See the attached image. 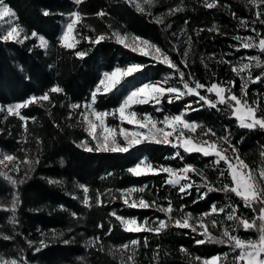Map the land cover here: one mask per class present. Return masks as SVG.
I'll return each mask as SVG.
<instances>
[{
	"label": "trees",
	"instance_id": "obj_1",
	"mask_svg": "<svg viewBox=\"0 0 264 264\" xmlns=\"http://www.w3.org/2000/svg\"><path fill=\"white\" fill-rule=\"evenodd\" d=\"M16 12L15 23L24 27L30 34L31 30L44 34L49 41L47 49H41L35 38L21 42H0V104H9L20 101L30 94L39 95L43 90L50 88L53 84H59L64 92L51 93L53 99L57 101L54 105L41 107L38 104H32L22 109L26 115H35V122H28V129L31 133L27 142L20 141V134L23 129L18 117L7 116L0 113V127L6 129L0 133V152L14 154L19 157L20 172L13 170L12 175H20L25 170L22 163L25 155V149L30 150L29 155H36L35 136H40V161L35 165L34 170L22 185H19L20 207L17 209V219L19 223L15 226L22 231L29 239L51 240L45 247L38 252L33 253L25 245L23 237L17 236L15 241H8L0 238V253L5 255H14L15 248L13 244L25 247L27 258L32 264H120L121 252L115 247L128 240L139 238L141 241L138 248V254L135 257L136 264H150L152 250L157 243L161 245L160 264H195L194 257H210L219 252L228 251V246L215 242H206L202 245H196L192 242L191 235H183L189 229H177L175 226L167 232L166 235L157 237L147 232H130L118 226L115 217H109L111 209L114 207L120 214L136 215L142 218L144 215L149 217L160 215L161 213L154 209H138L131 207H122V201L115 200L110 204L95 205L91 208L83 205L80 201L83 198V189L79 188L80 183L89 186V195L95 198L96 190L101 192L105 188L112 189L115 195V189L131 185L148 184L151 191L146 190L143 195L145 199H153L155 189L162 183L164 173L147 174L142 176H133L126 169L139 159L147 156L153 164L170 163L174 167H180L182 161L170 156L173 151L170 145L157 143H142L130 149L127 153H109V152H91L72 143L74 139H79L87 135L83 132L82 126L73 118L67 116L68 109L66 104L71 101H83L90 98V92L101 78L105 70L112 67L125 65L133 60L146 62L147 57L131 52L124 48L115 40H104L91 44V41L81 40L77 35V49H90L87 56L78 58L73 55L76 49H67L58 43L60 35L61 22L66 15L64 13L78 8L88 15L82 16L78 22L77 30L85 36H94L102 31H111L112 28L118 29L122 33H128V36H141L153 43L167 49L169 42L176 40L183 51L185 46L183 39H186L181 29H184L193 37L189 60L190 70L196 74L203 82L209 79V73L205 71L200 61V54L204 53L207 57L208 52H217V57L209 63L216 69L218 77L224 79H235L239 85V77L232 73L227 64H219L217 60L221 51L230 53L228 58L235 60L236 50L229 48L230 43H236L232 37L239 32L242 36L250 34L248 29L237 28L238 21L230 15L227 7L207 9L203 7V0H183L182 10L172 16H168L166 9L178 4L181 0H133V4L128 0H81V4L74 5L73 0H6ZM139 2L144 8L143 12L137 11L134 3ZM231 5V11L240 16H250L247 0H226ZM48 14H44V10ZM105 9L107 14L101 18L94 15L95 12ZM164 12V23H171V27L165 29L162 24L157 23L159 14ZM189 19L188 24L184 23ZM215 22L222 32L228 35L222 36L218 33H209L208 28ZM91 25V27H88ZM203 28L199 37L196 36L195 29ZM95 29V32H93ZM172 33H176L174 37ZM23 35V33H22ZM31 49V51H29ZM258 54L256 49H240L239 55L244 56ZM175 58V54H172ZM169 70L166 65H149L147 70H141L139 74L149 75L151 79H159L164 71ZM258 71V70H256ZM138 74L126 77L111 93L100 96L97 101L99 108H112L117 105L126 92L127 83ZM249 89H260L264 91V86L259 82L249 85ZM252 96V92H249ZM188 99V98H185ZM65 101L61 105L59 101ZM164 110L168 112H177L182 106L177 101L174 104L164 102ZM137 111L153 112L156 116H162L161 112H156L153 106L137 105L134 106ZM78 114V112L76 113ZM192 119L203 122L206 126L214 127L218 133L222 125L229 124L234 135L233 140L240 146V158L248 164L259 170L264 167V157H261L262 151L260 145L264 144V130L240 128L234 118L229 117L216 109L204 108L188 114ZM53 120L60 123L63 131L56 128ZM106 122L119 124L118 120L107 117ZM70 125H75L70 126ZM124 126L128 124L124 123ZM200 129L194 136L199 135ZM186 133V132H185ZM244 136L243 143L239 137ZM206 139V137H201ZM181 151H183L181 149ZM165 157H168L166 160ZM207 157L201 154H186L188 162L196 163L203 167L208 162ZM223 166V162H221ZM210 180L216 181L217 169H206ZM112 172V176H106L105 173ZM194 179L198 177L194 176ZM230 175L227 181H230ZM219 186V184H217ZM173 195L174 204L178 207L179 203H186L187 210L194 213L207 210L211 201L218 204L226 203L225 194L222 192H212L205 201H199L195 205L188 203V197L182 201L175 195V191L170 186L165 185L161 188L160 195ZM11 185L0 177V201L11 200ZM194 194V190H193ZM134 195L139 196L140 193ZM108 198L107 194L102 199ZM229 199L239 202L240 211L251 216V209L244 207L242 200L236 197L234 193H229ZM166 203V202H165ZM63 205V208L60 207ZM75 211L78 217H72L71 212ZM11 213L7 210H0V230L12 235L13 225L8 221L7 216ZM112 219L116 226L108 237H103L102 232L107 230L97 229L96 225L103 222L105 225L108 219ZM216 219H222V214H217ZM227 223H231L228 221ZM209 227L211 225L209 223ZM63 231L64 234L59 238H52L51 229ZM71 228L68 232L66 229ZM39 229V231H38ZM214 235H221L219 229H212ZM40 232H46V237H41ZM102 236L103 251L95 246L86 245L85 241L89 236ZM238 234L243 237L255 238V231H245L240 229ZM147 236L149 243L147 247L143 246V239ZM68 239L69 243L64 244L61 241ZM183 244L192 253L191 256L179 251V246ZM82 258V259H81ZM231 254L229 255V261ZM155 264V262H152ZM227 264V262H226Z\"/></svg>",
	"mask_w": 264,
	"mask_h": 264
},
{
	"label": "snow or ice",
	"instance_id": "obj_2",
	"mask_svg": "<svg viewBox=\"0 0 264 264\" xmlns=\"http://www.w3.org/2000/svg\"><path fill=\"white\" fill-rule=\"evenodd\" d=\"M133 4V0H128ZM81 4V0H74V5ZM183 0L178 4H173L166 9L167 15L170 17L182 10ZM250 16H240L236 12L231 11V5L226 0H203V7L207 9H215L227 7L230 15L238 21L237 28L248 29L250 34L241 35L239 32L232 37L236 43H230L229 48L236 50L235 60L228 58L231 54L221 51L217 60L219 64H227L232 73L239 77V85L237 94V86L235 79H224L218 77L215 68L209 63L217 57V52H208L207 57L204 53L200 54V61L209 79L203 82L190 70V64L194 63L189 60V52L192 48L193 37L184 29L186 39L184 48L181 51L180 45L176 40L169 42V47L165 49L148 39L137 35L134 36V43L126 42L128 33H122L118 29L112 28L111 31H102L94 36H85L78 32L77 25L81 21L82 16L88 15L78 8L74 7L64 15L67 21L62 34L58 39V43L67 49H76L73 55L83 58L88 55L90 49H77V35L81 40L91 41L92 45L104 40H115L124 48L130 49L131 52L137 53L143 57H147L146 62H138L133 60L125 65L112 67L105 70L95 87L90 92V98L83 101H69L65 106L68 109L67 116L75 117L83 128L86 136L74 139L72 141L77 147L91 152H109V153H127L137 145L142 143H157L162 145H170L173 151L170 156L174 159L182 161L180 167H174L170 163L153 164L147 156L139 159L136 163L129 166L126 171L133 176H142L147 174L164 173L162 183L156 187L154 198L145 199L143 193L151 189L148 184L131 185L127 187L117 188L115 195L112 189L105 188L103 192L96 190L95 198L89 195V186L80 183L79 188L83 189V198L80 201L83 205L91 208L93 204L99 206L102 204H110L112 201H122V207H131L138 209H154L162 214L149 217L144 215L138 218L136 215L120 214L116 208H112L109 217H115L118 226L125 231L130 232H147L157 237L166 235L169 230L175 226L177 229H189L183 235H191L192 242L196 245H202L206 242H215L228 246V251L216 253L210 257L196 256L195 264H264V167L258 170L250 169L248 164L240 158V146L233 140V131L229 124L222 125L220 133L212 127L206 126L203 122L198 123L188 114L204 108L216 109L229 117L234 118V122L245 129H262L264 130V91L260 89H249V85L259 82L264 86V0H247ZM137 11L143 12L139 2L134 3ZM44 14H48V10H44ZM107 14L105 9H101L94 13L95 16L103 18ZM165 13L159 14L157 23L162 24L165 29L171 27V23H164ZM7 18V20H4ZM16 18V12L6 0H0V42L23 41L35 38L37 45L41 49L49 47V41L44 34L31 30L30 34L27 30L13 23ZM189 19H185L184 23L188 24ZM7 25V26H5ZM91 27V25H88ZM196 36L199 37L203 28L194 30ZM209 33H218L226 36L227 32H222L219 26L213 22L211 27L207 29ZM95 32V29H93ZM23 33V35H22ZM175 37L176 33H172ZM240 49H256L258 54L249 55L245 53L240 56ZM31 51V49H29ZM175 54V58L172 54ZM166 65L169 70L164 71L159 79H145L130 87L125 95L122 96L119 103L112 108H99L97 101L100 96L111 93L121 82L129 76L139 74L141 70H147L149 65L156 64ZM258 70V71H256ZM252 92V96L249 92ZM64 89L59 84H53L50 88L43 90L39 95L30 94L26 98L9 104H0V113L7 116H15L21 122L20 127L23 131L20 134V141L27 142L31 133L28 129V122H35V115H26L22 109L32 104H38L41 107L54 105L57 103L52 98L51 93H62ZM188 98V99H185ZM174 104L181 102V107L177 112H168L164 110V102ZM61 105L65 101H59ZM153 105L156 112H161L162 116H156L153 112L137 111L134 106L137 105ZM78 112V114H76ZM107 117H112L120 123L106 122ZM124 122L132 127L124 126ZM56 128L63 131L60 123L53 120ZM75 126V125H70ZM200 129L199 135H192ZM188 130V134L185 133ZM4 127H0V133L5 132ZM201 137H206L202 139ZM245 137L240 136L239 140L243 143ZM36 155H29L28 149H25L23 157V165L25 170L20 175H10L9 171L0 169V177H3L12 188L11 200L0 201V210H7L11 214L7 216L8 221L13 225L10 235L0 230V238L8 241H15L17 236L23 237L25 245L33 253L38 252L45 247L51 240L29 239L22 231L15 226L19 223L17 219V209L20 207L19 185H22L34 170L35 165L40 161V136H35ZM262 151L261 157H264V144L260 145ZM181 149L183 151H181ZM198 153L203 157H207L208 162L200 167L196 163L188 162L186 154ZM167 160L168 157H165ZM5 162H11L15 172H20L19 157L14 154H3L0 158V166ZM223 162V166H221ZM206 169H217L216 181L210 180ZM247 171H243V170ZM106 176H112V172L105 173ZM230 175V181L227 176ZM198 177V179H194ZM219 184V186H217ZM165 185L174 189L175 195L182 201L188 197V203L197 204L199 201H205L212 192H222L225 194L226 203L218 204L211 201L207 210L193 212L187 210L186 203H179L178 207L174 204L173 195H160L161 188ZM194 190V194H193ZM140 193L139 196L134 195ZM229 193H234L236 197L242 200L244 207L251 209V216L240 211L239 202L229 199ZM107 194L108 198L102 199ZM166 202V203H165ZM63 208V205H60ZM217 214H222V219H216ZM72 217H78L75 211L71 212ZM230 221L231 223H227ZM209 223L211 228L209 227ZM116 226L112 219H108L107 225L100 222L96 225L97 229L106 231L102 232L103 237H108ZM245 231H255L256 237H241L238 232L240 229ZM212 229H219L221 235L213 234ZM39 231V229H38ZM52 238L62 237L64 232L53 228L50 230ZM66 231L71 232L68 228ZM41 237H46V232H40ZM102 236L100 234L87 237L85 243L89 246H95L103 251ZM64 244L69 243L68 239L61 241ZM149 243L148 237L143 239V246L147 247ZM141 241L139 238L128 240L124 243L116 245L121 252L120 264H136L135 257L138 254V248ZM15 248L14 255H5L0 253V264H32L27 258L25 247L13 244ZM161 245L157 243L152 250L150 264H160ZM181 253L191 256L192 253L183 244L179 246ZM231 259L229 261V255ZM82 259V258H81Z\"/></svg>",
	"mask_w": 264,
	"mask_h": 264
},
{
	"label": "rangeland",
	"instance_id": "obj_3",
	"mask_svg": "<svg viewBox=\"0 0 264 264\" xmlns=\"http://www.w3.org/2000/svg\"><path fill=\"white\" fill-rule=\"evenodd\" d=\"M74 1V0H73ZM135 1V0H134ZM16 19V18H15ZM67 16L64 18V20L61 22V26H60V35L62 34V30L64 29V27H65V25H66V21H67ZM4 20H7V18H4ZM0 23H2V22H0ZM13 23H15V20H13ZM5 26H7V25H5ZM60 35H59V37H60ZM134 36H128L127 37V40H126V42H128V43H134L135 41H134ZM185 41V39H183V42ZM145 79H151L150 77H149V75H142V74H138L136 77H134L133 79H131L128 83H127V87H126V92L130 89V87L132 86V85H134V84H137V83H139V82H143ZM126 92H125V94H126ZM124 94V95H125ZM151 106H153V105H151ZM154 107V106H153ZM124 123H126L127 124V122H124ZM126 127H132L131 125H128V126H126ZM185 132H186V134H188V130H185ZM192 134V133H191ZM193 135V134H192ZM3 154L4 153H1L0 152V158H2L3 157ZM250 169H253V170H256L257 171V173H258V170H257V168H252V167H249ZM0 169H2V170H4V171H9V169H12L11 171H9V174L10 175H12V173H13V170H14V167H13V165H12V163L11 162H5V165H3V166H0ZM243 171H247L246 169L245 170H243Z\"/></svg>",
	"mask_w": 264,
	"mask_h": 264
}]
</instances>
